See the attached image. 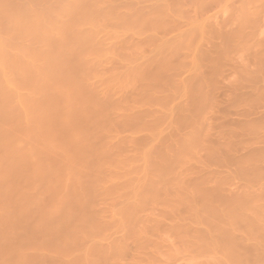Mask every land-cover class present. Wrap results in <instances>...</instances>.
<instances>
[{
    "label": "bare ground",
    "instance_id": "1",
    "mask_svg": "<svg viewBox=\"0 0 264 264\" xmlns=\"http://www.w3.org/2000/svg\"><path fill=\"white\" fill-rule=\"evenodd\" d=\"M179 1L0 0V109L4 108L6 111L4 114L0 113V197H3V193L10 205L8 207L12 209L9 213L5 211L6 207H0V216L4 211L9 213L7 218L2 217L5 214L3 213L2 220L0 219V241L2 243L6 241L5 233L11 232V223L16 216L26 210V206L21 201L22 198H10L9 191L12 193L13 185H9V183L1 185L6 176L4 172L23 158L31 164L27 169L33 170L37 167V162L42 155L53 156L60 160L67 156L63 146L53 144L49 139L48 136L52 134V131L41 122V117L47 114L49 106L52 105L51 101L43 102L44 96L59 91L60 85L55 82V77L69 58L78 61L81 65V70L75 78V86L80 87L81 90L76 87H65L59 92L65 106V115L61 119L64 123L67 122L66 111L74 105L76 99L81 98V94L86 93L107 101L108 111L116 115L112 119L132 118L141 106L138 103L126 104L123 100L124 93L128 90L141 91L151 87V84L143 86L149 81L140 80L144 72L152 66L165 67L169 60L180 51L187 53L190 75L184 79L174 77L171 85L174 94L191 98L192 83L203 78V72H200L201 68L199 67L201 66L200 44L202 41H199L211 32L206 30V22L203 24L197 20L188 21L187 18V27L183 34L168 40L156 39L151 43L153 55L149 57L142 55L140 63L134 62L135 56L140 54L139 48L126 47L123 41V36H126L127 33L140 36L144 32V27L154 29L159 23L167 20L171 11L185 18L184 8L182 4H179ZM200 1L195 0L192 6L197 7ZM261 5H264V0H242L238 8L234 11L230 10V12L232 11L230 20L237 27L234 32L227 35L224 46L216 47L217 54H226L229 48H236L239 53L254 50L253 53L255 52L254 55L257 56L256 60H260L261 56H264L262 54L264 53V44H262L264 42H259L262 44L261 46L256 45L257 43L254 46L248 45L246 38L248 36L244 31L247 24L252 23L251 20L254 16H258ZM249 28L255 29L253 26ZM150 32L152 33V30ZM244 33L246 37L243 35ZM111 59L121 61L124 64L122 70L117 72L109 69L108 62L114 61ZM262 59L257 61V65L260 67L263 63L261 61H264ZM242 70L244 69L242 68ZM243 72L247 73V70ZM246 73L245 75H247ZM148 93L152 98L160 100H166L171 95L167 92L160 96L153 90ZM197 93L202 95L204 90L200 88ZM179 106L172 102L159 106L155 111L158 119H149L150 126L146 128L147 134L153 140L158 141L161 138L162 126L165 122L171 130H177V122L173 120V113L179 109ZM119 107L121 108L118 109ZM196 110V113L193 110L189 113L188 128L175 140L174 146L172 145L173 149L166 152L165 162H159L161 159L154 158L149 144L134 152L113 155L111 161L97 166V185H112L114 188L107 193V197L110 198V201L122 198L123 204L119 208L107 205L106 210L97 214L98 222L94 226L91 223V228H99L104 222L110 223L111 221L117 231L123 232L125 237L121 241H114V243L109 240H107L109 242H104L103 238H100L101 241H99L98 238L99 240L96 242L87 243L81 249L63 256L62 258L66 262L75 260L85 264L96 263L100 256L106 258L110 253L114 255L112 257L116 258V254L122 251L121 249L125 246L124 243L129 236L130 238L134 237L136 241L140 240L138 246L142 245L141 241L142 243L145 241H143L145 228L157 223L154 221L157 219H154L152 208L146 210L143 205L151 203L157 194L164 196L166 211L172 213L178 207H182L185 214L192 218L193 223H204L205 227H202L201 224L202 230L198 231L197 228L196 231L192 227L193 230L190 231V227L179 226V220L176 219L178 217L175 218L176 212H173V217L178 224H176L177 222L173 223L168 230L177 236V238L174 237L175 242H178L177 246L180 245L182 252L187 250V252L190 251V254L194 252L195 256L200 253L205 256L209 252H212L213 255L215 251V254L218 252L216 256L208 255L210 258L212 257L211 261L213 262L214 257L217 256L222 259L225 257L227 261L224 260V262L226 263L220 258V262L223 264H249L253 259L256 264L260 262L255 260V257L258 252L264 254V247H262L264 245V189L262 188V185L264 186L262 183L264 168L262 167L264 166H259L261 159H264V154L257 151L256 154L252 153L255 155L243 158L246 160L238 161L239 170L246 171V174L241 171V174H244L243 178L246 179L244 182L248 181V186L251 183L257 184L255 186L261 188L259 192H254L256 190L253 186H249L250 190L244 184L243 188H246L240 189V191L243 190L242 192L226 194V176H219L218 179H213L214 181L211 180L212 178L207 180L200 176L201 178L191 182V172H187L185 166L197 162L198 151L206 149L207 140L204 137H207L208 134L206 129L204 132L202 130L201 126L204 127L205 120L198 104ZM12 125L18 129L13 130ZM249 127L254 128L253 126ZM250 128L247 127L245 130H251L252 128ZM41 135L44 138L41 143H38V138ZM111 136L110 134L109 137ZM117 137L112 136L110 140ZM210 148L213 147L210 146ZM103 149V146L99 147L92 152V155H97ZM210 150L212 149L207 151ZM254 159L257 161L255 162ZM252 161L258 167L249 164ZM76 170L78 171V169ZM75 174V171H68L65 180H73ZM198 179L200 180L198 181ZM205 181L214 185L206 193L203 192ZM32 187L33 184L29 183L23 188L26 193L22 194H27L32 190ZM146 188H150V190L147 191ZM194 199L201 201L198 204L200 206L196 205V202H192ZM179 219H181L180 216ZM108 220L110 221L108 222ZM166 237L168 238V236ZM165 241L161 240V242ZM170 241H168L169 244ZM165 243L167 244V241ZM174 243H171V246L164 245L173 253L179 249V247L173 248L174 251L170 248L176 246L172 245ZM247 243L250 244V247H247ZM244 244H246L245 249H243ZM157 245L159 246L156 244L154 247ZM142 246H139V253L144 251V246ZM159 248L155 249L156 252L152 250V253L162 252L163 248ZM219 250L221 256H219ZM95 252L96 254H93ZM152 253L150 252V254ZM164 254L162 252L163 256ZM170 254L168 257L173 258L174 255L170 256ZM202 255L200 254V258ZM146 256L147 254L143 255V260L149 261V257L145 258ZM148 256L151 258V255ZM157 256L154 260H160L162 262L158 261L160 264H165L163 258L162 261ZM112 257L111 259L115 260ZM164 259L167 263L166 258ZM217 261L215 260L213 263L221 264L219 260ZM135 262L140 263L138 260ZM193 263L191 262V264Z\"/></svg>",
    "mask_w": 264,
    "mask_h": 264
},
{
    "label": "rangeland",
    "instance_id": "2",
    "mask_svg": "<svg viewBox=\"0 0 264 264\" xmlns=\"http://www.w3.org/2000/svg\"><path fill=\"white\" fill-rule=\"evenodd\" d=\"M194 1H179V4H182L184 8L183 15L186 16L185 18L171 11L172 14L170 13L167 20L159 23L154 29L144 27V32L140 36L130 35V33L123 36L126 47L135 46L139 48L140 54L135 56L134 62L140 63L142 55L147 57L153 55L151 43L155 42L156 39L168 40L183 34L187 27V18L188 21L197 20V22L203 24L206 22L207 27L204 26L206 30L208 29L211 32L199 41H202L201 44L199 43L202 51L200 56L201 66L199 67L201 68L200 72H203H201L203 78L192 83L191 98L181 97L177 93L174 94L171 85L174 77L184 79L190 75L187 53L180 51L169 60L165 67L152 66L144 72L140 80L149 81L143 86L151 84V87L141 91L128 90L124 93L123 100L126 104L138 103L141 106L132 118L125 120L112 119L116 115L108 111L107 101L97 99L86 93L81 94V98L76 99L74 105L66 111L67 122L64 123L61 119L65 115V106L59 92L65 87H76L81 90L80 87L75 86V78L81 70V65L78 61L69 58L60 68L55 77V82L60 85L58 87L59 91L44 96L43 102L51 101L52 105L49 106L47 114L41 117V122L52 131V134L48 136L52 143L63 146L67 156L65 159L60 160L53 156L42 155L37 162V167L33 170L27 169L30 163L23 158V160L12 164L10 169L4 172L6 176L1 185L12 184L14 189L12 193L9 191L10 198H22L21 201L26 206V210L20 212L11 223V232L5 233L6 241L3 243L0 241V264H85L75 260L66 262L62 257L70 252H75L79 248L81 249L87 243L96 242L100 238H103L102 241L104 242L121 241L125 237L123 232L117 231L110 220L108 222L110 221L111 224L104 222L99 228H94L95 230L91 228L98 222L97 214L102 210H106L107 205L119 208L123 204L122 198L110 201V198L107 197V193L114 188L112 185H97V166L111 161L113 155L134 152L149 144L154 158L161 159L159 162H165L166 152L173 149L175 140L187 130L189 113L192 110L195 113L197 112V104L205 120L204 127L206 128L201 126L202 130L204 132L206 129L208 134L207 137H204L207 140V145L205 143L206 149L198 151L197 162L185 166L187 172H191L190 181L195 182L197 178H201L200 176L205 177L207 180L208 178L215 180L219 176H226V194H238V192L243 191H240V189L243 188L244 184L248 186L249 182H244L246 179L243 178L246 171L239 170L238 165L240 161L246 160L243 159L244 157L252 155L254 152L256 154L258 151L264 154V61H261L263 62L261 67L257 65V61H260L264 56H261L260 60H256L257 56L254 55V50L239 53L236 48H229L226 54L221 55L215 51L216 47L224 46L227 35L236 30V24L230 20V13L240 6L242 0H201L195 8L192 6ZM263 8L264 5H261L258 16H254V20H251L254 24H247V28L245 27L247 30L244 31H246L248 37L245 36V33L243 35L247 38V43L250 46H254L255 43L258 46L264 44L262 43L264 42ZM230 10L232 11L230 12ZM252 26L255 29L249 28ZM150 30H152V33ZM248 30L252 32L250 33ZM113 60L112 63L108 62L110 64L109 69L117 72L122 70L124 64L116 59ZM242 68L247 70V73L243 72ZM200 88L204 90L202 95L197 93ZM152 90L160 96L167 92L171 95L166 100L152 98L148 93ZM73 91L75 92V90ZM172 102L180 105L179 109L173 113V120L177 122V130H171L165 122L162 126L161 138L155 141L146 132V128L150 126L149 119H158L155 111L159 106ZM129 105L127 106L129 107ZM5 112L4 108L0 109L1 114ZM249 126L254 128L251 127V129ZM247 127L251 130H245ZM11 128L15 131L18 129L14 125ZM202 130L201 133H203ZM110 134L118 137L110 140L112 137H109ZM130 134L133 135L130 137ZM42 138H44L43 135L38 138L37 142L41 143ZM101 146L104 147L103 151L97 155H92V152ZM210 146L213 148H210ZM208 149H212L213 152L212 150L207 151ZM254 160L257 161V159ZM261 160L260 167L264 166V159ZM249 164H253V161ZM252 166L258 167L254 164ZM68 171L76 172L73 180H65ZM241 171L244 174H241ZM29 183L33 184L32 190L29 191L30 193L23 195L22 193L25 192L23 188ZM262 183L264 184V180ZM209 185L211 184H205V190L202 189L204 193L209 192L210 187H214V185ZM250 185L255 188L256 191L253 190L254 192L261 190V188L256 187L257 184L255 183ZM262 188L264 189L263 185ZM145 190L149 191L150 188ZM2 196L0 197V207H6L5 211L10 213L12 209L8 207L10 205L4 198L3 193ZM151 201V203L143 205V208L146 210L152 208L154 219H157L154 221H157V223L145 228L146 238L143 239V241L145 240L144 243L141 241L144 247L139 244L144 248H142L143 252H138L140 250L138 246L140 240L136 241L134 237L133 239L129 236L130 239L127 237L128 242L124 243L125 246L119 254L117 253L118 255L116 254V258L112 257L114 255L110 253L107 257L105 256L106 258L100 256L97 259L99 261L96 260V263L87 264H133L136 260L140 263L135 262L134 264H147V262L148 264H160V260H154L157 255V258L160 257L161 260L163 258L165 264H191L193 261H195L193 264H204L206 262L212 264L215 260L220 262L221 257L218 256L214 257V260L212 259L213 262L211 261V258L218 254V252L215 254V251L213 255L212 252H207L208 254L205 255L207 257L200 253L201 258L200 254L195 256L194 252L190 254V251H188V254L187 250L183 251L186 253L183 254L180 245L177 246L178 242H175L177 236L174 232L168 230L173 223L177 222L176 219L179 220V226L190 227V231L197 228L198 231L202 230L201 224L202 227H205L204 223H193L192 218L185 214L182 207H178L177 210L173 211L176 212L175 218L178 217L175 219L173 212L172 214L166 211L162 194H157ZM192 202H196V205H198L201 201L194 199ZM5 211L3 213L6 214ZM9 213L7 215L3 214L4 216L1 214V216L7 218ZM179 216L181 219H179ZM160 239L166 240L167 244L170 240V244L175 242L172 245L177 247H170V244L169 247L172 250L179 247L178 251L176 250L177 254L169 251L165 246L167 245L166 241L161 242ZM156 244H159V246L154 247ZM243 246V249H245L246 244ZM159 247L163 248L164 256L162 252H160L161 255L159 252L154 253L156 252L155 249ZM247 247H250L249 243H247ZM152 250L155 251L152 253ZM167 253H171L170 256L173 254L174 257H168ZM93 254H96V252ZM146 254L145 258L149 257V261L147 259L146 261L143 260V255ZM209 254L212 255L211 258L208 256ZM259 254L261 252H258L255 260L260 261H257V264H264V254L263 252L261 254L263 261ZM148 255H151L152 259ZM192 255L193 257H191ZM111 257L116 261L112 260ZM164 258L168 261L167 263ZM224 260L227 261L225 257L221 258V261L224 262ZM252 261L249 264H256V261Z\"/></svg>",
    "mask_w": 264,
    "mask_h": 264
}]
</instances>
